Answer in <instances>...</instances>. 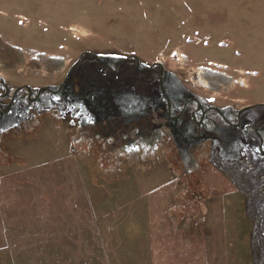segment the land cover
<instances>
[{
    "label": "rangeland",
    "instance_id": "374dc122",
    "mask_svg": "<svg viewBox=\"0 0 264 264\" xmlns=\"http://www.w3.org/2000/svg\"><path fill=\"white\" fill-rule=\"evenodd\" d=\"M84 51L160 62L219 105L264 102V0H0L13 82L60 80ZM73 134L47 123L0 144V264H261L244 175L199 154L182 181L161 158L106 164Z\"/></svg>",
    "mask_w": 264,
    "mask_h": 264
},
{
    "label": "flooded vegetation",
    "instance_id": "af4514ba",
    "mask_svg": "<svg viewBox=\"0 0 264 264\" xmlns=\"http://www.w3.org/2000/svg\"><path fill=\"white\" fill-rule=\"evenodd\" d=\"M156 63L84 51L63 78L39 85L13 82L0 65V144L60 122L74 131L75 151L106 164L161 158L180 181L198 169L199 154L219 176L244 175L253 261L264 264V102L216 104Z\"/></svg>",
    "mask_w": 264,
    "mask_h": 264
},
{
    "label": "water",
    "instance_id": "95a60500",
    "mask_svg": "<svg viewBox=\"0 0 264 264\" xmlns=\"http://www.w3.org/2000/svg\"><path fill=\"white\" fill-rule=\"evenodd\" d=\"M156 64H157L158 66H161V67L163 66L162 63H160V62H157ZM262 106H264V105H262Z\"/></svg>",
    "mask_w": 264,
    "mask_h": 264
},
{
    "label": "bare ground",
    "instance_id": "6f19581e",
    "mask_svg": "<svg viewBox=\"0 0 264 264\" xmlns=\"http://www.w3.org/2000/svg\"><path fill=\"white\" fill-rule=\"evenodd\" d=\"M71 30L75 31V29H71Z\"/></svg>",
    "mask_w": 264,
    "mask_h": 264
}]
</instances>
